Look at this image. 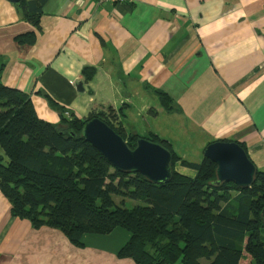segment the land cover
<instances>
[{
	"label": "crops",
	"instance_id": "1",
	"mask_svg": "<svg viewBox=\"0 0 264 264\" xmlns=\"http://www.w3.org/2000/svg\"><path fill=\"white\" fill-rule=\"evenodd\" d=\"M29 1L0 0V82L27 95L39 119L98 110L132 133L126 121L137 113L155 125L135 133L166 140L179 160L198 163L207 145L231 142L264 172V0H44L38 12ZM28 33L32 42L15 40ZM191 139L197 148L181 153ZM94 239L80 248L56 229H33L0 193V264H135L116 256L122 244ZM250 260L243 253L239 264Z\"/></svg>",
	"mask_w": 264,
	"mask_h": 264
},
{
	"label": "trees",
	"instance_id": "2",
	"mask_svg": "<svg viewBox=\"0 0 264 264\" xmlns=\"http://www.w3.org/2000/svg\"><path fill=\"white\" fill-rule=\"evenodd\" d=\"M43 2L25 6L38 12ZM32 39L31 33L15 38L19 43ZM90 72L84 69L83 75ZM155 93L168 111L169 97ZM57 111L58 124L39 119L27 95L0 82V193L13 217L29 221L33 229H56L80 248L89 238L124 231L125 242L115 254L135 264H239L243 253L250 264H264V172L256 171L247 188L215 183V165L207 158L179 160L166 140L125 133L120 121L102 111L82 118ZM92 118L129 147L144 138L167 149L172 181L157 185L114 169L80 136ZM178 162L194 176L175 172L172 165Z\"/></svg>",
	"mask_w": 264,
	"mask_h": 264
},
{
	"label": "water",
	"instance_id": "3",
	"mask_svg": "<svg viewBox=\"0 0 264 264\" xmlns=\"http://www.w3.org/2000/svg\"><path fill=\"white\" fill-rule=\"evenodd\" d=\"M15 3L18 0H7ZM82 92V83L76 84ZM117 171L138 173L150 183L163 185L172 181L171 153L159 143L137 138L133 147L98 118L86 121L80 133ZM203 157L215 165V183L229 182L240 188L249 187L255 179V168L245 151L236 143L214 142L207 145ZM264 226V207L261 210Z\"/></svg>",
	"mask_w": 264,
	"mask_h": 264
},
{
	"label": "rangeland",
	"instance_id": "4",
	"mask_svg": "<svg viewBox=\"0 0 264 264\" xmlns=\"http://www.w3.org/2000/svg\"><path fill=\"white\" fill-rule=\"evenodd\" d=\"M137 113H135L134 115L130 116V119L127 120L126 122L127 123H130L132 124V127L130 128H127V131L128 132H132V133H135L137 132V130L139 128H142V127H148V126H151L155 124H153V121H152V118H148L146 122H144L143 120L145 118L143 117H137ZM135 117V118H134ZM165 118L164 116H161L160 119H159V125H164L165 122H164ZM173 130L174 129H170L168 134L172 135L175 134L178 139H180V132L178 133H173ZM127 140V138H126ZM173 143L175 142L172 141ZM132 146H134L135 144V140L134 142H131ZM180 148H179V142L177 141V144H173V148L174 150H177L178 148L180 149L181 153H185V154H190V152L192 153V151L197 148L196 145L194 144V139H191V140H183L180 144ZM0 154H2V152L0 151ZM200 162V161H199ZM177 163H174L172 165V167L175 168V166ZM262 235H263V238H264V230L262 231ZM106 239H103V240H98L97 239H94V240H89L90 243H94V244H98L100 246H105V247H109L110 249H113V248H116L115 246H120L121 244H123L125 242V239H126V234L124 231H115L113 232L112 234H110L109 236L105 237Z\"/></svg>",
	"mask_w": 264,
	"mask_h": 264
},
{
	"label": "built area",
	"instance_id": "5",
	"mask_svg": "<svg viewBox=\"0 0 264 264\" xmlns=\"http://www.w3.org/2000/svg\"><path fill=\"white\" fill-rule=\"evenodd\" d=\"M99 3H101V2H104V1H106V0H97ZM117 1H121V2H123V1H125V0H117Z\"/></svg>",
	"mask_w": 264,
	"mask_h": 264
}]
</instances>
